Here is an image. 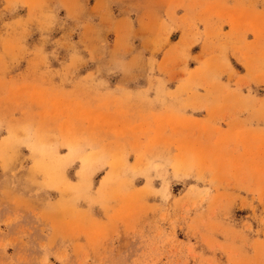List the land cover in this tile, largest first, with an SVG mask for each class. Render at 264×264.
Instances as JSON below:
<instances>
[{"label":"rangeland","instance_id":"374dc122","mask_svg":"<svg viewBox=\"0 0 264 264\" xmlns=\"http://www.w3.org/2000/svg\"><path fill=\"white\" fill-rule=\"evenodd\" d=\"M0 264H264V0H0Z\"/></svg>","mask_w":264,"mask_h":264}]
</instances>
